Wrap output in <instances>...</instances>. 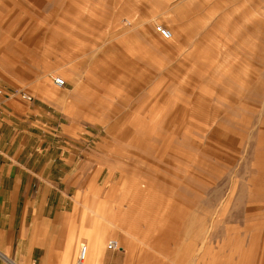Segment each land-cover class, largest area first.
<instances>
[{"label": "rangeland", "instance_id": "obj_1", "mask_svg": "<svg viewBox=\"0 0 264 264\" xmlns=\"http://www.w3.org/2000/svg\"><path fill=\"white\" fill-rule=\"evenodd\" d=\"M46 82L86 115L75 141L49 109L55 140L107 161L79 204L170 264H264V0H0V99Z\"/></svg>", "mask_w": 264, "mask_h": 264}, {"label": "crops", "instance_id": "obj_2", "mask_svg": "<svg viewBox=\"0 0 264 264\" xmlns=\"http://www.w3.org/2000/svg\"><path fill=\"white\" fill-rule=\"evenodd\" d=\"M44 84L34 110L12 97L0 99V264H170L162 253L142 252L164 232L143 233L120 208L79 204L84 193H108L106 185L93 184L107 161L55 140L49 109L64 118L57 121L59 133L75 141L86 115L74 112L77 99L70 100L72 110L63 109L51 84ZM31 115L45 118L33 123L35 132ZM110 236L121 240V250L106 248Z\"/></svg>", "mask_w": 264, "mask_h": 264}, {"label": "built area", "instance_id": "obj_3", "mask_svg": "<svg viewBox=\"0 0 264 264\" xmlns=\"http://www.w3.org/2000/svg\"><path fill=\"white\" fill-rule=\"evenodd\" d=\"M156 28H157V32L159 33V35L163 39L168 40V39L172 38L170 30L167 29L166 27H164L162 25H158ZM53 84L57 88H64L66 86V81L62 77L56 76L53 78ZM1 92L2 91H0V93ZM13 95H18L22 100H25L28 102L33 100V95H31L28 91H26L24 89H20L18 91H15L14 93L11 94V96H13ZM106 248L108 250H111V251H118V250L122 249L121 245L119 244V242L116 239L108 240V242L106 243ZM85 254H86V246L81 245L79 255H78L79 263L83 262V260L85 258Z\"/></svg>", "mask_w": 264, "mask_h": 264}, {"label": "bare ground", "instance_id": "obj_4", "mask_svg": "<svg viewBox=\"0 0 264 264\" xmlns=\"http://www.w3.org/2000/svg\"><path fill=\"white\" fill-rule=\"evenodd\" d=\"M170 32H171V31H170ZM171 37L173 38L172 32H171ZM172 38H171V39H172ZM83 261H84V260H83ZM82 263H83V262H82Z\"/></svg>", "mask_w": 264, "mask_h": 264}]
</instances>
